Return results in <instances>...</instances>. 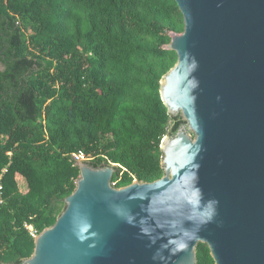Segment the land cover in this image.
Listing matches in <instances>:
<instances>
[{
  "label": "trees",
  "instance_id": "16d2710c",
  "mask_svg": "<svg viewBox=\"0 0 264 264\" xmlns=\"http://www.w3.org/2000/svg\"><path fill=\"white\" fill-rule=\"evenodd\" d=\"M184 30L175 0H0V264L33 255L26 225L56 223L73 153L116 188L164 177L161 143L186 122L160 87ZM197 264H215L205 244Z\"/></svg>",
  "mask_w": 264,
  "mask_h": 264
},
{
  "label": "water",
  "instance_id": "95a60500",
  "mask_svg": "<svg viewBox=\"0 0 264 264\" xmlns=\"http://www.w3.org/2000/svg\"><path fill=\"white\" fill-rule=\"evenodd\" d=\"M185 23L161 97L186 124L163 178L116 188L78 161L76 190L23 264H264V0H175Z\"/></svg>",
  "mask_w": 264,
  "mask_h": 264
},
{
  "label": "built area",
  "instance_id": "2783aa9c",
  "mask_svg": "<svg viewBox=\"0 0 264 264\" xmlns=\"http://www.w3.org/2000/svg\"><path fill=\"white\" fill-rule=\"evenodd\" d=\"M72 159L75 163H77L78 161H82V162H86L88 160H91V157H88L87 155H85L83 152H79V153H73L72 154ZM2 203V199H1V192H0V204ZM26 229L28 230L30 236L35 240L39 235H40V231L38 229H36L33 225H26L25 226Z\"/></svg>",
  "mask_w": 264,
  "mask_h": 264
}]
</instances>
